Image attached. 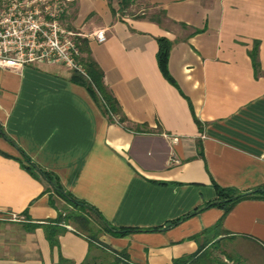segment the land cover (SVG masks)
<instances>
[{"label":"crops","instance_id":"obj_1","mask_svg":"<svg viewBox=\"0 0 264 264\" xmlns=\"http://www.w3.org/2000/svg\"><path fill=\"white\" fill-rule=\"evenodd\" d=\"M151 1L160 18L119 17L109 0H70L64 15L87 39L127 122L105 113L65 66L0 69V123L12 140L0 134V264H82L89 252L70 226L53 248L42 227L26 228L58 210L21 150L117 228L165 227L215 200L216 184L264 186V0ZM99 29L104 42L91 36ZM162 36L172 43L173 82L158 64ZM223 214L212 206L164 230L101 240L136 264H173L196 252L191 237ZM223 228L264 248V199L238 202Z\"/></svg>","mask_w":264,"mask_h":264},{"label":"trees","instance_id":"obj_2","mask_svg":"<svg viewBox=\"0 0 264 264\" xmlns=\"http://www.w3.org/2000/svg\"><path fill=\"white\" fill-rule=\"evenodd\" d=\"M129 0H119L120 9L128 5ZM116 10H114L115 13ZM165 14V13H164ZM159 49L157 59L160 70L164 76L170 81H174L169 72V57L172 47L171 41L167 37L157 38ZM80 56L79 60L86 70V75L74 71L72 79L77 83L85 86L90 92L94 100L99 104L102 110L107 114L115 116L120 115V122H127L128 119L122 115V109L119 101L113 95L105 82L104 71L94 59L86 38H79ZM252 61L256 72L259 71V62L257 57V49L251 53ZM196 122L201 128V122L195 117ZM127 127V126H126ZM132 129L131 127H127ZM142 125L135 127V130L142 131ZM144 128H146L144 126ZM0 134L9 141H12L7 135L3 125L0 123ZM22 166L32 175L40 179L45 184L44 194L49 195V201L52 206L57 208L58 215L54 219H48L43 222L30 221L26 224L28 230H34L42 227L45 231L51 247L59 246V237L68 230L70 226L73 231L84 238L89 243V252L82 264H136L131 261L127 251H118L112 249L109 245L101 240L104 233H110L114 236H126L138 231H157L170 228L182 222L184 219L196 214L197 212L212 206L220 207L224 210V214L217 223L202 232L193 235L191 238L197 241L198 250L192 254L185 255L174 259L173 264H231L225 260L218 258L214 254V250L219 249L220 242L230 233L223 228V222L228 212L240 201L246 199H264V186L242 191L233 187H222L216 184L217 197L215 200L208 202L205 206L196 209L178 219L172 220L167 225L153 228H117L106 221L100 211L90 203L76 197L68 191L62 184L58 175L42 168L22 151ZM59 200L64 205L59 206ZM28 219H31L28 216ZM232 264H244L240 258L227 255ZM62 261H66L65 259Z\"/></svg>","mask_w":264,"mask_h":264},{"label":"built area","instance_id":"obj_3","mask_svg":"<svg viewBox=\"0 0 264 264\" xmlns=\"http://www.w3.org/2000/svg\"><path fill=\"white\" fill-rule=\"evenodd\" d=\"M69 1L9 0L0 7V69L19 71L32 63H54L87 76L79 60V38L84 35L61 20ZM91 36L100 42L107 39L104 29ZM11 219L19 218L12 214Z\"/></svg>","mask_w":264,"mask_h":264},{"label":"rangeland","instance_id":"obj_4","mask_svg":"<svg viewBox=\"0 0 264 264\" xmlns=\"http://www.w3.org/2000/svg\"><path fill=\"white\" fill-rule=\"evenodd\" d=\"M9 0H0V7L5 5ZM114 8L118 11V16L140 17L145 13L146 16L161 17L162 9L158 8L151 0H129L128 5L120 9L119 0H109ZM62 22L65 26L78 31L67 23L65 17L62 16ZM84 37V36H82ZM64 202L59 200V206H63ZM214 254L229 263H233L227 258V255L240 258L244 264H264V248L252 240L245 238H236L232 235L225 237L219 244V249L214 250Z\"/></svg>","mask_w":264,"mask_h":264}]
</instances>
